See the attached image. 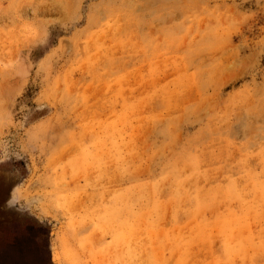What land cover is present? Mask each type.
I'll list each match as a JSON object with an SVG mask.
<instances>
[{"label":"rangeland","instance_id":"obj_1","mask_svg":"<svg viewBox=\"0 0 264 264\" xmlns=\"http://www.w3.org/2000/svg\"><path fill=\"white\" fill-rule=\"evenodd\" d=\"M13 243L7 264H264V0H0Z\"/></svg>","mask_w":264,"mask_h":264},{"label":"trees","instance_id":"obj_2","mask_svg":"<svg viewBox=\"0 0 264 264\" xmlns=\"http://www.w3.org/2000/svg\"><path fill=\"white\" fill-rule=\"evenodd\" d=\"M20 248L19 244L18 243H13V244H9L7 247H2L0 249V264H7V261L6 260H3L4 257H2L6 251H9V250H18ZM6 258V257H5Z\"/></svg>","mask_w":264,"mask_h":264}]
</instances>
